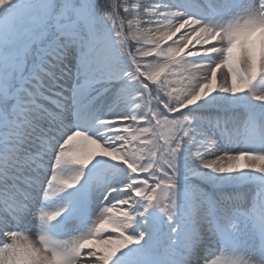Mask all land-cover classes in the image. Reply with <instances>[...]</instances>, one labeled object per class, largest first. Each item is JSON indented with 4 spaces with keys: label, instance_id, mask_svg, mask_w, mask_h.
Listing matches in <instances>:
<instances>
[{
    "label": "snow or ice",
    "instance_id": "obj_1",
    "mask_svg": "<svg viewBox=\"0 0 264 264\" xmlns=\"http://www.w3.org/2000/svg\"><path fill=\"white\" fill-rule=\"evenodd\" d=\"M0 264H264V0H0Z\"/></svg>",
    "mask_w": 264,
    "mask_h": 264
},
{
    "label": "rangeland",
    "instance_id": "obj_2",
    "mask_svg": "<svg viewBox=\"0 0 264 264\" xmlns=\"http://www.w3.org/2000/svg\"><path fill=\"white\" fill-rule=\"evenodd\" d=\"M119 2L123 3L124 0H119ZM138 2H140V0H130V4L133 6ZM132 19L135 21L136 17H132ZM137 27L138 26L134 23L133 24V32L136 31ZM125 28H127V22H125ZM141 31H142V29H141ZM122 32H123V30H122ZM124 34L131 36L133 33L129 32V33H124ZM132 43L135 44L136 40L133 39ZM168 43H171V42L169 41ZM191 47H192V45H190V48ZM67 71H68V78H67V81L65 83V88L70 90L73 87L74 80H75L74 73L76 71V68H75L74 62L72 64H69ZM179 71H180L179 69H173V74H170V78L174 79V80L180 79ZM72 81H73V83H72ZM65 94L70 95V91L66 92ZM85 103H86L87 109L89 111L95 110L96 108H101L103 110H106V105L110 104L111 100L106 98V94L104 96H98L91 89H88L85 91ZM73 119H74V117H73ZM98 160H99V158H98ZM94 164H95V167L90 166V171H89V173L85 179H86V181H89L92 184H99L101 182V178H102L103 174L106 172L107 168L110 166V162L101 161L99 164H96L95 162H94ZM98 169H105V171L98 170ZM92 172H93V175H91ZM84 183H85V181H82V185H84ZM98 195H99L98 192H95L93 194L94 197H96ZM64 199L65 198H61V200L53 201L51 206H56L58 203L63 202ZM29 239L35 240L38 238L30 236ZM218 255H220V254L218 253ZM221 259L244 260V259H246V257H245L244 253H238L235 255H232L229 253H224L221 256Z\"/></svg>",
    "mask_w": 264,
    "mask_h": 264
},
{
    "label": "bare ground",
    "instance_id": "obj_3",
    "mask_svg": "<svg viewBox=\"0 0 264 264\" xmlns=\"http://www.w3.org/2000/svg\"><path fill=\"white\" fill-rule=\"evenodd\" d=\"M72 83H73V81H72Z\"/></svg>",
    "mask_w": 264,
    "mask_h": 264
}]
</instances>
